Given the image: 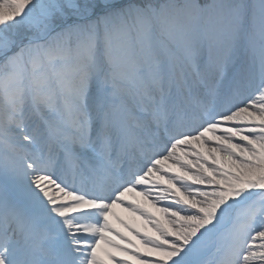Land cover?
I'll use <instances>...</instances> for the list:
<instances>
[{
  "label": "snow or ice",
  "instance_id": "1",
  "mask_svg": "<svg viewBox=\"0 0 264 264\" xmlns=\"http://www.w3.org/2000/svg\"><path fill=\"white\" fill-rule=\"evenodd\" d=\"M0 264H264V0H0Z\"/></svg>",
  "mask_w": 264,
  "mask_h": 264
},
{
  "label": "bare ground",
  "instance_id": "2",
  "mask_svg": "<svg viewBox=\"0 0 264 264\" xmlns=\"http://www.w3.org/2000/svg\"><path fill=\"white\" fill-rule=\"evenodd\" d=\"M116 211H117L119 214H121V215H126L125 213L122 212L121 209H116Z\"/></svg>",
  "mask_w": 264,
  "mask_h": 264
}]
</instances>
